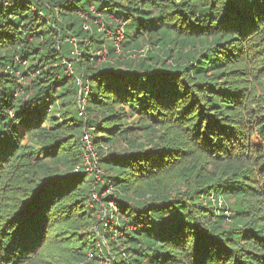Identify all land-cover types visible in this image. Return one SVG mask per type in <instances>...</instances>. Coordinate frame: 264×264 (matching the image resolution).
Segmentation results:
<instances>
[{"label": "trees", "instance_id": "obj_1", "mask_svg": "<svg viewBox=\"0 0 264 264\" xmlns=\"http://www.w3.org/2000/svg\"><path fill=\"white\" fill-rule=\"evenodd\" d=\"M81 82L86 117L74 114ZM59 106L70 124L55 121ZM134 115L135 130L122 123ZM86 128L97 184L83 171ZM255 138L264 144V0H0V264H264ZM120 142L130 150L110 149Z\"/></svg>", "mask_w": 264, "mask_h": 264}, {"label": "built area", "instance_id": "obj_2", "mask_svg": "<svg viewBox=\"0 0 264 264\" xmlns=\"http://www.w3.org/2000/svg\"><path fill=\"white\" fill-rule=\"evenodd\" d=\"M4 1H6V4H7V0H4ZM96 24L98 25V30L100 32H102L105 36L111 35V37H112V35H115L110 30H108L106 28V26L104 25V23L102 21H97ZM85 30H89L88 25L85 26ZM121 36H122V34H121ZM115 37L118 38V33H117V36L115 35ZM122 40H123V36H122ZM70 42H72L73 44L75 43V46H76V40L75 39L70 40ZM101 53L103 54V55H100L101 58L103 60H105L107 57L106 56L107 55L106 50L105 49L99 50L97 54L99 55ZM66 67H67L66 68L67 75L73 76L74 75V68H73L70 61L66 62ZM88 92H89V87L83 86V82H81L80 98H79V102H78V108H79L78 115H80L81 117H86V113L84 112V105L86 104V100H82V95H87ZM81 142L83 144V146H82L83 147V157H82L83 158V171H85L88 175L93 177L95 180V183H98L101 175L103 174V171L99 168V165H98L99 156H98V152H97V150L93 144V129L92 128H86L85 129V131L82 135V138H81ZM210 200L212 202H215V203L218 202L219 205L223 204L222 199H219L217 201V199L214 198L213 195L210 197ZM93 203L101 204V199H99V195H97L96 193L93 194L90 206H92ZM111 206H113L115 208L116 212L118 211V208L115 205L111 204ZM107 216H108V211H106V210L104 211V208H103L102 219L104 220L106 227L110 226L108 221L111 218V217L108 218Z\"/></svg>", "mask_w": 264, "mask_h": 264}, {"label": "rangeland", "instance_id": "obj_3", "mask_svg": "<svg viewBox=\"0 0 264 264\" xmlns=\"http://www.w3.org/2000/svg\"><path fill=\"white\" fill-rule=\"evenodd\" d=\"M90 35H91V33H90ZM109 41H116L115 42V46H116V48L117 49H125V47L123 46V43H121V41H123L122 40V36H121V33H118V38H116L115 37V35H112V37H111V35H109V36H105ZM116 39V40H115ZM71 40H74L73 38H71ZM67 41H68V39H67ZM58 43H62V44H64L63 43V41H60V42H57L56 44H55V47H57L56 49H59V46H58ZM68 43V42H67ZM74 46H75V43L73 44ZM145 53H147V52H145ZM120 54H125V53H120ZM99 55H103L102 53L101 54H99ZM107 56V55H106ZM126 56V55H125ZM145 56V55H144ZM132 58H136V57H132ZM106 59L107 60H109V57L107 56L106 57ZM78 65V64H77ZM77 65H76V63H75V66L77 67ZM76 67H75V74H77L78 72L76 71ZM72 78V77H71ZM75 79H76V82L77 83H79V80H78V78H76L75 77ZM93 86H94V94H96L97 93V88H96V86L97 85H95V84H93ZM79 95H80V93H79ZM75 98H78L77 99V101L79 102V96H78V93L74 96ZM56 107V106H55ZM74 107V106H73ZM64 107L63 106H59V108H58V110H56L55 112H53V113H55L54 115L57 117V118H55V121L56 122H61V124H65V125H67V124H70V122H69V120H67L69 117H70V115L69 114H67V116L66 117H64V116H62V115H60L59 114V111H64ZM119 108H116L115 109V111H117V112H119ZM125 111H126V114L128 113V115H132L131 113H132V111L130 110V108H126L125 107ZM74 114H78V111H75L74 112ZM97 115H98V113H97ZM99 116V115H98ZM99 118V117H98ZM99 120H100V118H99ZM140 122V117L139 116H137V115H134V116H129L128 117V122H122V123H130V125H128V127L129 128H132L133 130H135L136 128H137V126L139 125V124H137V123H139ZM122 123H120V124H122ZM137 135H136V137H138V139L139 138H141V139H139L141 142H143V143H145L146 145H150L149 144V141H150V139L151 138H155V137H157V134L156 133H151V134H149V135H147L145 132H142V131H137ZM69 135L70 134H66V138H68L69 137ZM138 139H137V141H138ZM156 140H157V138H155ZM135 141V139H132V141ZM254 141H255V143L256 144H259V145H261V147L264 149V144H263V142L260 140V139H258V138H255L254 139ZM28 142V140H25V142L24 143H27ZM106 147H105V149L107 148V145H105ZM121 147V150L122 149H129V147L127 146V147H125L124 146V143L123 142H120L119 143V145L118 146H115V147H111L110 146V149H114V148H118V147ZM109 148V147H108ZM130 150V149H129ZM97 184V183H96ZM99 199H101V197L99 196ZM97 207V206H96ZM107 211V209L106 208H104V211ZM109 211V210H108ZM110 211H111V213H112V211H113V213H116V210H115V208L113 207V206H111V209H110ZM98 217V214L96 213V218ZM94 221L95 220H93V222L90 224V226L89 227H85V228H83L82 229V231H81V237H86V238H89V242H94V238H93V235H95L97 232H96V227L94 226ZM109 224L110 225H112V223H113V218H112V216H111V218L109 219ZM112 229V226H110V229L108 230V232H110V231H112L111 230ZM99 237V240H102V239H100V236H98ZM113 238H116V237H113ZM103 241H106V239L103 237ZM96 243V246H97V248L99 247H103L102 246V241H100V242H95ZM106 243V245H108L109 246V243L106 241L105 242ZM101 255V254H100ZM93 258V254L90 252L89 253V259H92ZM111 261V260H110ZM95 263L96 264H110V262H109V260L108 259H105V257L104 258H100V260H97V261H95Z\"/></svg>", "mask_w": 264, "mask_h": 264}]
</instances>
